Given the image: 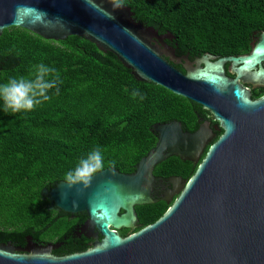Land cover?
Returning a JSON list of instances; mask_svg holds the SVG:
<instances>
[{"label":"water","instance_id":"water-1","mask_svg":"<svg viewBox=\"0 0 264 264\" xmlns=\"http://www.w3.org/2000/svg\"><path fill=\"white\" fill-rule=\"evenodd\" d=\"M10 26L45 39L83 37L135 79L199 104L222 132L200 159L212 124L189 132L175 120L154 123L155 145L132 173L106 167L86 188L63 180L42 188L48 210L69 219L84 211L87 219L56 244L30 236L22 247L0 241V264H264V95L251 99L239 82L264 86L263 31L248 53L195 57L112 0H0V34ZM18 63L0 55V70ZM172 155L198 163L188 180L154 177V167ZM178 191L157 220L133 231L135 206L169 203Z\"/></svg>","mask_w":264,"mask_h":264},{"label":"trees","instance_id":"trees-1","mask_svg":"<svg viewBox=\"0 0 264 264\" xmlns=\"http://www.w3.org/2000/svg\"><path fill=\"white\" fill-rule=\"evenodd\" d=\"M123 4L142 23L171 34L195 57L248 53L254 37L264 32V0H123ZM0 55L19 60L15 67L0 70V83L30 78L41 63L55 68L62 81L59 95L30 112L5 113L0 101V241L4 243L22 247L26 236L38 242L57 234L56 212L47 209L41 190L64 181L65 174L95 147L104 156L102 169L132 173L155 145L154 123L180 122L194 115L191 100L135 79L114 54L77 35L52 40L10 26L0 34ZM134 91L140 95L133 98ZM197 164L172 155L153 173L190 177ZM169 205L160 199L135 206L136 230L157 220Z\"/></svg>","mask_w":264,"mask_h":264},{"label":"clouds","instance_id":"clouds-1","mask_svg":"<svg viewBox=\"0 0 264 264\" xmlns=\"http://www.w3.org/2000/svg\"><path fill=\"white\" fill-rule=\"evenodd\" d=\"M113 8L124 6L123 0H112ZM62 83L59 72L43 63L36 66L30 78L13 77L6 83H0V101L5 113L30 112L37 106L48 102L52 95H59L58 84ZM55 92L52 93V90ZM140 95L132 93L133 98ZM142 98V97H141ZM104 167V156L99 146L82 158L77 165L65 174L64 181L69 186L83 185L86 188L92 176Z\"/></svg>","mask_w":264,"mask_h":264},{"label":"flooded vegetation","instance_id":"flooded-vegetation-1","mask_svg":"<svg viewBox=\"0 0 264 264\" xmlns=\"http://www.w3.org/2000/svg\"><path fill=\"white\" fill-rule=\"evenodd\" d=\"M255 38L256 37H254L253 41H255ZM239 82L241 83L242 87L249 93V97L251 99H257V98L264 95V86H253L250 84H244L240 80H239ZM189 106L193 110L194 115L193 116L188 115V116L183 117L182 121H180L182 129L189 131V132H194V131L198 130L199 126L204 122H208V123L212 124L214 127V135L210 139V142H208L207 145L205 146V148H204V152H205L207 150L209 144L211 142H213L221 134L222 129L219 126V124L217 123V121H215L212 117H210L208 112L203 110L199 104L191 101L189 103ZM153 175L156 178L179 177V178L183 179L184 181L188 180V178H189V177H184L182 175L176 174L175 172H173V173L172 172H166L164 174L163 173L162 174H154L153 173ZM179 191L172 195V197L168 201L169 204L172 203V201L178 195ZM161 200H163V199H161ZM48 206H49V202H48ZM52 210H54L56 212L57 226H56L55 230H56L57 234H55V236H53L52 238H49V239L46 238V239L39 240L38 242H36L38 244H56V243H59L62 240V238L72 228L82 224L87 219L86 212H84V211L78 212L74 217L69 219L67 216L59 215L55 208H53ZM137 225H138V223H137ZM137 227L138 226H136L133 229V231H135L137 229ZM129 231L130 230L126 229V228H121V229L117 230L119 235L122 237L127 236L128 235L127 232H129Z\"/></svg>","mask_w":264,"mask_h":264}]
</instances>
